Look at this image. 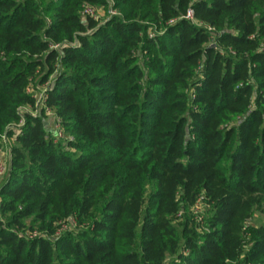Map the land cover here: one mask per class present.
Wrapping results in <instances>:
<instances>
[{
	"label": "trees",
	"instance_id": "obj_1",
	"mask_svg": "<svg viewBox=\"0 0 264 264\" xmlns=\"http://www.w3.org/2000/svg\"><path fill=\"white\" fill-rule=\"evenodd\" d=\"M2 134L0 264H264V0H0Z\"/></svg>",
	"mask_w": 264,
	"mask_h": 264
},
{
	"label": "built area",
	"instance_id": "obj_2",
	"mask_svg": "<svg viewBox=\"0 0 264 264\" xmlns=\"http://www.w3.org/2000/svg\"><path fill=\"white\" fill-rule=\"evenodd\" d=\"M111 11H110V13H115V11L114 12H111ZM86 13H90L93 15L96 14L95 10L92 7H88L86 9ZM189 15H191V13ZM42 92L36 93V97L38 99V102H41V100L43 99V93ZM46 110H47L48 116L52 120V125H53V128L55 129V133L57 135L56 138H59V139L68 138L69 135L64 130L60 118L54 113V111L51 108L46 107ZM34 113L36 114V112H34ZM22 124H23V122L20 123V125H22ZM17 131H19V130H17ZM71 138L73 139V136H71ZM11 139H15V137L14 136L9 137L6 134H2V137L0 138V184L3 180V178L5 177V175L8 171V167H9V159L7 158L5 151H4V143L7 142L8 140H11ZM66 227H67V224H64L63 228H66ZM25 234H27L30 237L37 236L39 234V231H38V229H34V230L28 229L25 231Z\"/></svg>",
	"mask_w": 264,
	"mask_h": 264
},
{
	"label": "rangeland",
	"instance_id": "obj_3",
	"mask_svg": "<svg viewBox=\"0 0 264 264\" xmlns=\"http://www.w3.org/2000/svg\"><path fill=\"white\" fill-rule=\"evenodd\" d=\"M95 10L97 12V14H99L100 16L103 17V20L108 19L109 17V13L107 10H105L104 7L101 6H96ZM111 12H114V10H112ZM52 125V123H51ZM16 144V140L15 139H11L8 140L7 142L4 143V151L5 154L7 156V158H10L11 155V147ZM199 208V206H198ZM264 222V213L259 211L258 209L254 211V213L252 214V216L249 218L248 223L249 224H260Z\"/></svg>",
	"mask_w": 264,
	"mask_h": 264
}]
</instances>
